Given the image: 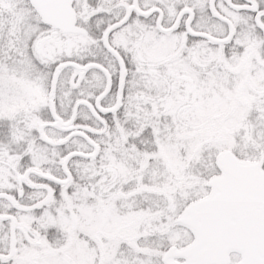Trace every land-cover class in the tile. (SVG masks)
<instances>
[{
  "label": "snow or ice",
  "instance_id": "6c2138e0",
  "mask_svg": "<svg viewBox=\"0 0 264 264\" xmlns=\"http://www.w3.org/2000/svg\"><path fill=\"white\" fill-rule=\"evenodd\" d=\"M0 264H264V0H0Z\"/></svg>",
  "mask_w": 264,
  "mask_h": 264
}]
</instances>
